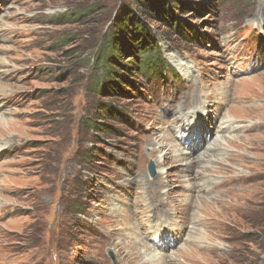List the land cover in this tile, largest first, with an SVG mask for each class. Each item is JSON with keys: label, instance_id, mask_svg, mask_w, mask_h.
<instances>
[{"label": "rangeland", "instance_id": "1", "mask_svg": "<svg viewBox=\"0 0 264 264\" xmlns=\"http://www.w3.org/2000/svg\"><path fill=\"white\" fill-rule=\"evenodd\" d=\"M132 23L176 77L128 74L138 60L120 28ZM109 37L125 52L103 69ZM200 107L208 123L193 143L179 116ZM223 116L229 143L216 144ZM159 145L208 156V171L183 174ZM199 175L224 190L187 198L184 181ZM160 178L205 237L194 243L190 229L189 250L167 264H264V0H0V264L157 263L130 214L154 207L134 199ZM176 243L164 245L169 258Z\"/></svg>", "mask_w": 264, "mask_h": 264}, {"label": "bare ground", "instance_id": "2", "mask_svg": "<svg viewBox=\"0 0 264 264\" xmlns=\"http://www.w3.org/2000/svg\"><path fill=\"white\" fill-rule=\"evenodd\" d=\"M175 63H176V67L180 70V72L183 73V75L189 76L190 67H188L186 63L179 62L178 60H177V62L175 61ZM215 111H214V115H217V113ZM179 119H183V120L187 119V121L189 122L187 127L189 128V132L191 135L190 136L191 141L193 143L196 142V138L199 135L198 132L201 131V125L204 124L205 122L208 123V117H206V112H205L204 108H202V107L195 108L190 113H181V115L179 116ZM220 121H221L220 122L221 124L217 127V130L219 131L218 132L219 136L217 135V137H214L216 144L221 142L224 139L223 137H221V134L229 132L231 127H232L230 117H225V119H224V116H223L220 119ZM177 131L179 132L180 129ZM165 136H168V138L166 137L167 139H169L171 137L170 134H165ZM197 139H200V138H197ZM224 141L226 142L227 140L224 139ZM165 142H167V141H165ZM200 143L198 144V148H199ZM226 143L228 144L229 142L227 141ZM211 145H207V147L205 148V151L207 150L209 152L210 151L217 152V150L220 148V146H216L214 144L212 146ZM194 148H195V146H194ZM159 150H160L159 152L161 154L162 153L165 154V156L168 153H169V155H171L172 153H175L173 158H175V160L177 162L182 163L181 164V167H182L181 172L183 174H184V172L187 174L188 171H190L191 166H195V167H197V169H200V170L205 169L206 171H208L206 169V167H207L206 164L210 161V158L208 156H205V158H204V157H202L203 155L201 156V154H197L196 157H193L192 156L193 153H191L190 151H185V149L183 147L177 149L176 145H170V146L168 145L167 147L164 145H159ZM175 150H178L177 151L178 153H176ZM203 154L210 155L207 153H203ZM157 163H158V161H157ZM184 177H187V176L185 175ZM165 179H167V178H165ZM184 182L186 184L184 187L186 188V191L188 192V196H186V197L191 198V199L194 198L193 197L194 194L198 195L197 199L200 200L199 197L203 198V196L210 195V194L216 195L219 192L224 190V189H222V185L212 184V179L208 176H201V175L194 176L192 183H189V181H184ZM154 185H155V188L142 189V191H141L140 195L137 197V199H134V202H135V200H137V201L140 200V203H144L145 201L148 202V198H149V202L154 203L153 204L154 207L152 205H150V203L149 204L145 203V204H142L140 206H137L136 204H134L132 211H131V214H130L131 215L130 217H131V219H135L137 229H139L140 227L143 228V232L140 233L141 234V240L144 243H146L150 249H153V250L158 252L157 253V256H158L157 259L158 260H157V263H155V264H162V260H163L164 264H167L166 262L174 261L171 259H175V257L178 254L180 255V254L184 253L183 251L189 250L186 246H181V245H185V244L189 245L190 241H188L187 237L189 235L190 229H191V233H190L191 236L189 237V240H192L194 243H202L203 241H205V237L203 236V233L201 232V230L192 229L193 227H195L194 224L196 221L193 219V217H191L189 219V216L187 214L189 209L186 208L185 206H183L182 204L176 205V202H174V198H171L170 195H168L169 192L168 191L166 192V189L168 188L167 181L166 180L163 181L160 178L159 180H157V182ZM149 189L150 190L152 189V190L149 193V197H148L147 193H148ZM162 191H165V192H163V194H162L161 193ZM226 191H231V189L225 190L224 192H226ZM137 201H136V203H137ZM204 202L207 203V200H204ZM201 206H202V203L200 202L198 207H201ZM179 208H181L180 211H178ZM178 214L180 216H177ZM148 215H150V216H148ZM160 217L163 218V221L160 223V225L151 227L153 220H156L157 218L159 219ZM177 218L180 219L179 222L177 221ZM150 219H152V221ZM187 220H188L190 226L187 227L188 233H186L185 237L183 238V237H181L182 236L181 231H182V228L185 226V223H187ZM201 221H202V223H204V221L202 219H201ZM145 226H148V227L150 226V228L147 229ZM169 228H172V229H169ZM150 229H151V231H150ZM166 230L170 232V234H168V237L170 238V240H168L167 242L165 241L166 237L163 240V237H164L163 233L165 232V234H166ZM166 236H167V234H166ZM144 237H146V240L144 239ZM171 239H172V241H171ZM141 240L139 239L138 244H140L141 246H144V245H142V242H140ZM176 241L178 243V244L176 243V245L180 244L179 246H181V247L179 248V250L177 252H175V253L171 252L172 255L169 258V255H165V253L163 252L164 249L166 248L165 246L169 242L175 244ZM179 242H182V243H179ZM184 242H185V244H184ZM176 245H174V247H176ZM188 257H190V256H188ZM148 258H150V256ZM190 258H193V257L191 256Z\"/></svg>", "mask_w": 264, "mask_h": 264}, {"label": "trees", "instance_id": "3", "mask_svg": "<svg viewBox=\"0 0 264 264\" xmlns=\"http://www.w3.org/2000/svg\"><path fill=\"white\" fill-rule=\"evenodd\" d=\"M169 17L173 20L172 22H176V29L181 34L183 30V25L181 22L177 21V17L171 12L168 14ZM80 15H77L78 17ZM126 20V19H124ZM122 24V23H121ZM124 24V21H123ZM134 25V31H129L126 27H120L123 35L128 33V35H124L129 40L127 44L129 45V50L127 49V53L131 54L133 60H138L137 68L133 71H127L129 75L135 76L137 74L138 77H142L144 80H147L151 83H156L159 80L168 79L169 77H176L175 70L161 57L158 48L155 46V43L149 39L146 32H144L141 27ZM132 32V33H131ZM134 33V34H133ZM133 34V35H132ZM101 52L99 54V60L97 64H100L103 69H109L112 63H117L118 60L122 57V53L125 52V49L122 46L114 41L112 38H106V42L100 48ZM119 63V62H118ZM120 64V63H119ZM108 72H110L108 70ZM109 76V74H108ZM114 76V75H113ZM119 78V75H116ZM136 77V76H135ZM111 79L112 73H111ZM122 78H125L122 76ZM112 85L115 88H118V84H108Z\"/></svg>", "mask_w": 264, "mask_h": 264}, {"label": "water", "instance_id": "4", "mask_svg": "<svg viewBox=\"0 0 264 264\" xmlns=\"http://www.w3.org/2000/svg\"><path fill=\"white\" fill-rule=\"evenodd\" d=\"M148 173L151 178L155 177V171H154V165L152 163L149 164L148 166Z\"/></svg>", "mask_w": 264, "mask_h": 264}]
</instances>
